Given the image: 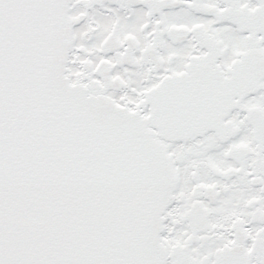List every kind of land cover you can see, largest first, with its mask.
Wrapping results in <instances>:
<instances>
[{
	"label": "snow or ice",
	"instance_id": "6c2138e0",
	"mask_svg": "<svg viewBox=\"0 0 264 264\" xmlns=\"http://www.w3.org/2000/svg\"><path fill=\"white\" fill-rule=\"evenodd\" d=\"M0 264H264V0H0Z\"/></svg>",
	"mask_w": 264,
	"mask_h": 264
}]
</instances>
